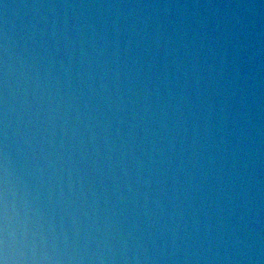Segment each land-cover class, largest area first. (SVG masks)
<instances>
[{
    "label": "water",
    "instance_id": "95a60500",
    "mask_svg": "<svg viewBox=\"0 0 264 264\" xmlns=\"http://www.w3.org/2000/svg\"><path fill=\"white\" fill-rule=\"evenodd\" d=\"M0 264H264V0H0Z\"/></svg>",
    "mask_w": 264,
    "mask_h": 264
}]
</instances>
